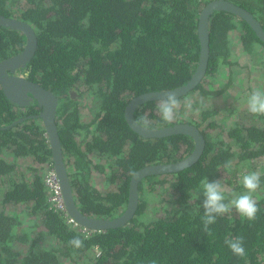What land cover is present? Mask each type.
Masks as SVG:
<instances>
[{"label": "trees", "instance_id": "trees-1", "mask_svg": "<svg viewBox=\"0 0 264 264\" xmlns=\"http://www.w3.org/2000/svg\"><path fill=\"white\" fill-rule=\"evenodd\" d=\"M209 1L26 0L28 6L15 15L13 0H0V14L22 19L36 31L37 48L25 69L30 79L61 99L56 120L75 199L83 214L118 216L127 206L137 170L178 162L193 151L194 141L188 134L142 137L128 124L125 113L133 97L174 89L191 79L201 56L199 16ZM234 2L252 12L264 28V0ZM236 30L245 54L252 56L264 47L246 20L224 10L213 13L205 77L216 76L223 67H246L232 60L231 34ZM25 44L21 31L0 25V62L23 50ZM226 71L229 79L220 89L206 88L204 78L193 91L206 96L224 94L234 82ZM81 88L93 98L90 121L81 119L76 104ZM158 101L138 106L134 119L147 114L150 123L146 126L151 128L186 122H163L156 111ZM41 110L37 102L21 107L0 84V179L9 184L0 189V204L23 205L33 217L28 230L18 234L24 222L19 213L0 210V264H60L63 257L77 261L90 253L89 264H264V115L261 123L231 125L227 134L234 144L225 138L213 141L200 129L206 139L201 158L190 167L165 174L174 180L172 209L163 208L162 215L141 221L147 209L141 194L137 213L127 225L86 233L69 223L63 212L50 208L43 175L45 167L53 164V155L42 119L36 117ZM213 114L218 111H203V120ZM213 122L208 125H215ZM200 124L196 123L199 128ZM6 152L12 161L5 157ZM92 155L107 159L109 166L94 163ZM25 156L38 164L29 166L32 179L17 172V160ZM226 161L232 162L231 169L223 167ZM94 169L107 170V182L114 187L104 192L94 185ZM244 170L261 175L257 192L262 191V196L254 193L260 210L256 220H242L233 209L217 217L208 235L201 219L200 181L206 177L210 182L221 180L230 199L233 193L245 191L241 183ZM143 191L140 182L139 192ZM45 235L56 240V245L43 246ZM74 237L83 241L81 248L69 244ZM235 237H243V257L234 255L226 244ZM20 243L28 245L27 249L18 247Z\"/></svg>", "mask_w": 264, "mask_h": 264}, {"label": "water", "instance_id": "water-1", "mask_svg": "<svg viewBox=\"0 0 264 264\" xmlns=\"http://www.w3.org/2000/svg\"><path fill=\"white\" fill-rule=\"evenodd\" d=\"M219 10L231 12L246 20L255 30L257 36L264 42L263 25L252 12L241 5L230 0H211L202 8L198 25V34L201 41V56L198 67L191 79L187 83L174 89L160 92H147L133 97L127 105L125 113L128 124L142 137L162 138L184 133L192 137L194 149L191 154L178 162L150 164L137 170L133 174L130 182L127 206L118 216L111 218L87 216L81 212L77 204L65 162V155L56 120L57 109L62 105L61 99L57 94L43 87L39 82L31 80L28 77V73L25 75L16 73L18 69L26 68L35 54L38 43L35 29L30 23L22 19L0 14L1 26L19 30L26 37V44L23 50L0 62V84L4 93L21 107L28 106L31 101L35 100L42 108L41 112L35 116L42 119L43 125L46 128L52 149L53 165L61 184L67 211L80 225L92 231H103L127 225L137 213L140 203L139 184L143 179L155 175L178 172L192 166L201 158L205 150L206 139L197 125L190 122H182L167 127L151 128L144 125L138 126L134 123L136 121L134 119V113L138 106L147 101L159 100L164 93H173L177 98H181L193 91L205 78L210 53V16Z\"/></svg>", "mask_w": 264, "mask_h": 264}, {"label": "rangeland", "instance_id": "rangeland-1", "mask_svg": "<svg viewBox=\"0 0 264 264\" xmlns=\"http://www.w3.org/2000/svg\"><path fill=\"white\" fill-rule=\"evenodd\" d=\"M230 1L234 2L235 0ZM13 3L12 8L15 10V15H19L20 10L28 6L26 0H13ZM231 39L233 52L232 60L237 62L238 65H245L246 67H243V70H241L240 67H235L236 65H234L232 69L223 67L216 76L205 77L204 81L206 88L220 89L229 79V73L226 71L228 70L231 72V76H233L234 80L231 89L219 96H206L199 91H191L187 96L178 99L180 107L175 119L191 122L195 125L196 123H201L200 129H204L208 132L209 139L215 141L220 138H225V140L234 144L233 139L229 138L227 134V130L231 125L242 121L245 123L262 122L260 118L261 115H253L248 111L246 100L254 89H264V47L260 46L257 48L255 54L251 56L242 51L240 33L238 30L231 34ZM76 102L80 107L81 119L90 121L94 114V103L90 92L82 89V94L78 97ZM213 109L217 110L218 114L210 115L207 120H203V111ZM210 121H214L213 124L215 125L209 126L208 124ZM236 149L238 150V148ZM4 155L10 161L13 160L8 152L4 153ZM92 158L94 163H101L109 166L107 159L103 157L92 155ZM37 165L38 164L34 162L32 157H21L17 160V172L32 179L33 171L29 170V166ZM107 169L109 172V167ZM108 172L106 170L105 173H103L98 171V169H94L92 173L91 181L104 192L114 187L107 182L106 174ZM231 172L233 171L231 170ZM243 172L246 173V170ZM166 178L167 181L165 183H160L161 180ZM172 181H174L172 176L165 174L151 176L141 181L144 185V191L140 193V197L142 194V198L147 201L146 212L144 215L140 216L141 221L148 222L162 215L163 208H167L168 210L172 209ZM8 186V183L4 184L0 179V189L7 188ZM257 194L258 196H262V191H259V193L257 192L256 195ZM2 209L7 210V212L11 214L19 213L24 222L19 226L18 234H24V232L28 230V226L33 221V217L29 214L30 210L25 211L23 205H8L4 207L0 204V210ZM41 243L46 247L55 246L56 240L45 235ZM18 247H23L24 250H26L28 245L20 243ZM91 256H93L92 253L86 254L85 256L83 255L79 257L77 261L63 257L60 259V264H89V258H91Z\"/></svg>", "mask_w": 264, "mask_h": 264}, {"label": "clouds", "instance_id": "clouds-1", "mask_svg": "<svg viewBox=\"0 0 264 264\" xmlns=\"http://www.w3.org/2000/svg\"><path fill=\"white\" fill-rule=\"evenodd\" d=\"M246 105L251 114L264 115V89H254L248 95ZM179 107V101L175 94L164 93L157 103L156 111L163 122L170 123L176 118ZM134 123L138 126H146L150 120L147 114H143ZM223 167L231 169L232 162L226 161ZM241 183L245 191L241 194L233 193L229 199L225 195V186L221 180L210 182L206 177L200 181L203 196V216L201 219L205 233L211 235L209 226L216 223L217 217H222L233 209L242 220L249 222L256 220L260 210L254 193L261 187V175L258 171L246 172L241 176ZM69 244L79 249L83 246V241L79 237H74L69 241ZM226 244L234 255L238 257L245 255L243 237L228 239Z\"/></svg>", "mask_w": 264, "mask_h": 264}, {"label": "built area", "instance_id": "built-area-1", "mask_svg": "<svg viewBox=\"0 0 264 264\" xmlns=\"http://www.w3.org/2000/svg\"><path fill=\"white\" fill-rule=\"evenodd\" d=\"M44 183L48 190L50 208L65 214L69 223L74 227L82 229L83 232L91 233L92 230L80 225L67 211L61 184L53 164L45 167L43 175Z\"/></svg>", "mask_w": 264, "mask_h": 264}, {"label": "flooded vegetation", "instance_id": "flooded-vegetation-1", "mask_svg": "<svg viewBox=\"0 0 264 264\" xmlns=\"http://www.w3.org/2000/svg\"><path fill=\"white\" fill-rule=\"evenodd\" d=\"M17 74H19V75H25L26 73H28V77H29V71H26V69L24 68V69H18V71L16 72ZM32 80V79H31ZM34 103V102H36L35 100L34 101H31V103ZM31 103H30V105H31ZM38 104V103H37ZM39 105V104H38ZM29 106V105H28ZM25 107H27V106H25Z\"/></svg>", "mask_w": 264, "mask_h": 264}]
</instances>
